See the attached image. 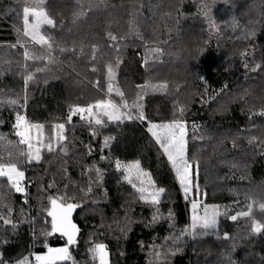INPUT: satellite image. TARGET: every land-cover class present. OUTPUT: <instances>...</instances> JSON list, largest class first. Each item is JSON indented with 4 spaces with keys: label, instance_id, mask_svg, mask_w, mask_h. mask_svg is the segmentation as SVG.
<instances>
[{
    "label": "trees",
    "instance_id": "16d2710c",
    "mask_svg": "<svg viewBox=\"0 0 264 264\" xmlns=\"http://www.w3.org/2000/svg\"><path fill=\"white\" fill-rule=\"evenodd\" d=\"M228 1L44 0L40 6L55 24L44 31L52 61L47 46H26L45 65L25 100L17 83L30 74L20 46L29 43L21 36L22 10L37 0H0V159L18 161L25 173L24 193L0 177V204L12 209L10 215L7 208L0 212L15 225L0 220V264L25 256L36 264L34 254L60 246L68 247L72 259L59 264H99L89 251L97 243L108 247L110 264H264V230L252 231L254 221L264 225V0L244 6L246 25H260L253 37L246 36L251 60L259 65L252 72L231 63L230 55L239 65L238 51H245L239 41L228 39L223 46L198 39L206 34L196 19L224 14ZM109 65L114 87L129 105L144 103L146 119L136 118L138 109L132 108L133 118L120 123L96 125L78 117L69 122L77 106L108 98L121 103L115 91H107ZM244 88L253 106L235 100ZM5 90L15 93L2 96ZM10 98L18 103H8ZM17 113L43 125L45 141L61 123L67 139L54 151L43 148L39 161L27 162L20 155L27 146L14 127ZM176 120L186 123V153L197 166L204 203L224 206L214 231L189 230V197L148 131L149 122ZM117 161L140 162L156 188L165 189L159 204L139 199ZM57 197L79 205L72 212L78 233L71 246L56 233L44 234L51 230L50 198ZM249 209V216L241 215Z\"/></svg>",
    "mask_w": 264,
    "mask_h": 264
},
{
    "label": "snow or ice",
    "instance_id": "6c2138e0",
    "mask_svg": "<svg viewBox=\"0 0 264 264\" xmlns=\"http://www.w3.org/2000/svg\"><path fill=\"white\" fill-rule=\"evenodd\" d=\"M44 0H37V4L34 7L25 5L22 10V19L24 25L23 36L29 37L32 42L39 44L41 46H47L49 55L47 59L49 62L52 61L50 55L52 44L49 39L41 34V26L47 24L49 26H55L54 20L49 18L47 12L40 6ZM82 14V13H81ZM33 18V23L29 22V18ZM109 38L113 41L117 40V37L109 34ZM21 47L25 48L23 53L25 60L29 59H43L44 57H37L32 54V52L25 47L24 43H21ZM159 51V50H154ZM96 49L93 47L92 58L95 59ZM43 68H38L37 71H43ZM95 71V69H93ZM108 74V93L115 91L116 95L121 97V103H114L111 99L100 100L93 105L87 107H75L70 110L69 122L72 116L80 115L81 119H87L89 123L94 122L96 125H103L105 123L104 117H107L108 121H123L124 119H132L133 115L131 113L132 108L138 109V115L136 118L140 120H145L143 115L142 106L134 102L129 105L124 99V93L120 91L118 87H114L112 81L115 79V74L111 65L107 68ZM33 79V75H27L25 79V85L28 81ZM99 84V82H97ZM160 87H166V85H161ZM10 104H17L18 100H9ZM121 109H127L128 111H122ZM183 110L181 109V112ZM86 114V115H85ZM14 127L17 129L16 135L20 138L19 143L27 146V152L21 151L20 155L26 157L27 162H31L33 159L39 161L40 153L43 148H47L48 151H54L55 147L62 144L63 141L67 139L63 135L65 130L64 124H57L55 126L56 135L50 137L45 141L44 136V126L39 124L29 123L25 117L19 113L16 114V123ZM33 131L35 135H33ZM159 148L162 150L163 154L167 157L170 163L176 180L178 181L181 190L185 194L187 199L193 192V163L189 160L186 153V136L187 129L186 123L181 120H176L168 124H151L148 128ZM107 144V139L105 140ZM66 151L65 149H62ZM104 159V157H101ZM116 168L119 170L123 168L124 180L127 181L139 193V199L145 203H150L152 205H157L160 202V196L164 193V188H156L151 175L144 171L140 162L136 161L131 164L122 165L120 161L116 162ZM0 177H6L10 186L14 188L17 193H24L25 188L22 186V182L25 178L24 171L20 170L18 167V161L13 162L9 160L4 162L0 159ZM196 195H199V185H195ZM91 191V189H89ZM58 200L61 201L58 203ZM64 197L50 198L51 210L48 211L47 215L51 217V230L45 232V235H52L53 233H59L61 236L67 237L68 244L75 243V236L78 232L77 226L70 219L72 212L75 208L79 207L78 204L72 202H64ZM27 202V201H25ZM191 208L193 210L192 215V230L195 231L197 227L202 229H211L216 224V217L220 214L218 208H213L211 212L208 207L205 206L203 209V216H201L197 209L199 208V202L195 199L190 201ZM0 208H7L8 214H11V207L5 204H0ZM264 209V204L261 205ZM251 214V209L248 212L241 213V215L249 216ZM155 219V216L153 217ZM232 220L237 219L236 216L231 217ZM0 220L4 224H13L11 219L5 218V215L0 212ZM13 227L15 225L13 224ZM264 230V225L259 222H253L252 231L254 233H260ZM225 239L228 235L225 234ZM47 247V245H45ZM89 251L92 253L93 259H98L99 264H108V251L106 245L103 243H97L94 247L90 248ZM159 255V254H158ZM36 264H59V262L67 261L72 259L68 247L62 248H51L48 247L47 254L35 255ZM16 264H31L28 256H25L18 261Z\"/></svg>",
    "mask_w": 264,
    "mask_h": 264
},
{
    "label": "rangeland",
    "instance_id": "374dc122",
    "mask_svg": "<svg viewBox=\"0 0 264 264\" xmlns=\"http://www.w3.org/2000/svg\"><path fill=\"white\" fill-rule=\"evenodd\" d=\"M192 1V0H191ZM247 1L249 2L248 4L251 3L252 0H240L239 2H236V0H230L228 1V5H227V9L224 10V14L222 15H217L218 17H201L196 19V21L199 23L200 28L203 30V32L206 34L204 36H199L198 39L203 42L205 41L206 44H210L211 42H221L222 45H227V41L228 39H233L236 41H239L241 45H245V51L243 54H241V51H238L237 56L241 57V61L240 64L237 65L236 64V57L233 55H230L231 58V63H234L238 69H240L241 71H246V72H252V71H256L259 67L258 64H254L251 60L252 58V54L254 53L253 48L249 45L247 46V44H249L248 40L246 39V36L249 35L250 38L254 36L255 32L257 29H259L260 25H258V27L255 24H251L250 26L246 25L248 23V19L246 18V16H244L245 13H249V12H244V6L246 5L245 3H247ZM260 0H258L259 2ZM191 6L195 5V3L190 4ZM239 5V8H237V6ZM197 6H200V4H197ZM252 13V12H251ZM48 14V13H47ZM49 18L52 19V17L48 14ZM208 16V15H207ZM260 19H262V21H264V17H260ZM29 22L33 23V18H29ZM51 26L44 24L41 26L40 32L42 35H44L46 38L49 39V42L51 43L50 38L47 36V34H45L46 32L45 29L50 28ZM22 32L21 36L23 38V40H28L29 43H25V47L26 46H36L38 48H41L43 46L39 45V44H35L34 42H32L30 40L29 37H25L23 36V31H24V25H23V20H22V29L20 30ZM254 43V41H252V44ZM232 53H234V51H232ZM51 55V54H50ZM52 56V55H51ZM247 57H249V59H247ZM244 59V60H243ZM26 66H27V71L33 75V79L28 81L27 85H25V79L27 76L24 77V81L22 83H20V77L17 79L18 80V85L22 87V91L24 93L25 96V100H27V98H30V87H29V83L30 82H35V80H38L39 77V71H37L38 68H41V66L45 65V59H29L26 60ZM45 72H48V68L45 70ZM255 79V78H254ZM114 85V84H113ZM114 92V91H113ZM246 88L242 89L241 93L235 98L236 101H246L247 103H249L251 106L254 105V99H250V98H246ZM15 93V90H5V91H1V95L2 96H13ZM109 99V98H108ZM107 99V100H108ZM11 100V98H10ZM113 101V100H112ZM259 101H261V98H259ZM114 102V101H113ZM158 105H161L162 103L157 102ZM142 107L145 106L144 103L141 104ZM263 104L262 102H259V107H262ZM122 110V109H121ZM123 111V110H122ZM86 115V114H85ZM25 117V116H24ZM72 117H78L80 118V115H74ZM26 119V117H25ZM105 121L107 120V117L103 118ZM27 120V119H26ZM84 121H87V119H82ZM121 121H108V123H120ZM94 123V122H93ZM153 124L151 122H149V127L150 125ZM157 125L159 124H164V123H156ZM187 129V128H186ZM55 130V135H56V129L54 127ZM33 135H35V132L33 131ZM54 135V136H55ZM45 136V133H44ZM187 138V136H186ZM47 138H45L46 140ZM187 146V143H186ZM198 174V170H197V166H194L193 168V192L192 194L189 196V201H191L192 199H195L199 202V208L197 209V212L203 216V209L205 206L208 207L209 211L211 212V210L213 208H218L219 209V215L216 217V224L213 228L211 229H207L210 231H214L217 229V224H218V220L220 215L224 212V206L222 205H207L204 203V194L201 193L199 191V195H196V188L195 185L197 184L196 182V176ZM25 181V178H24ZM23 181V182H24ZM22 182V184H23ZM192 215H193V210L191 208V203L189 202V218H190V225H189V230H192ZM72 217V214H71ZM70 217V219H71ZM65 247V246H64ZM107 251H108V247L106 246ZM47 254V251L46 253ZM43 254V255H44ZM35 255H33V259L35 260ZM34 263H36L34 261ZM108 264H110V258H109V251H108Z\"/></svg>",
    "mask_w": 264,
    "mask_h": 264
},
{
    "label": "water",
    "instance_id": "95a60500",
    "mask_svg": "<svg viewBox=\"0 0 264 264\" xmlns=\"http://www.w3.org/2000/svg\"><path fill=\"white\" fill-rule=\"evenodd\" d=\"M71 220H72V217H71ZM77 233H78V232H77ZM77 233H76L75 238L77 237ZM66 239H67V237H66ZM75 242H76V239H75ZM67 245H68V246H71L72 244H68V242H67Z\"/></svg>",
    "mask_w": 264,
    "mask_h": 264
},
{
    "label": "flooded vegetation",
    "instance_id": "af4514ba",
    "mask_svg": "<svg viewBox=\"0 0 264 264\" xmlns=\"http://www.w3.org/2000/svg\"><path fill=\"white\" fill-rule=\"evenodd\" d=\"M56 234H58L59 236H61L59 233H56ZM61 238L62 239H66V237H64V236H61ZM67 240V239H66Z\"/></svg>",
    "mask_w": 264,
    "mask_h": 264
},
{
    "label": "crops",
    "instance_id": "0c3cea01",
    "mask_svg": "<svg viewBox=\"0 0 264 264\" xmlns=\"http://www.w3.org/2000/svg\"><path fill=\"white\" fill-rule=\"evenodd\" d=\"M64 247V246H63ZM54 248H62V246H60V247H54ZM46 253V252H45ZM44 253H41L40 255H43ZM45 255V254H44Z\"/></svg>",
    "mask_w": 264,
    "mask_h": 264
}]
</instances>
